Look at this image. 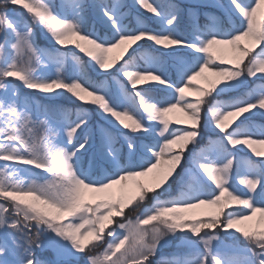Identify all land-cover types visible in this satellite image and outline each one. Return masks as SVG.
I'll list each match as a JSON object with an SVG mask.
<instances>
[{"label": "snow or ice", "instance_id": "1", "mask_svg": "<svg viewBox=\"0 0 264 264\" xmlns=\"http://www.w3.org/2000/svg\"><path fill=\"white\" fill-rule=\"evenodd\" d=\"M187 13L0 0V264H264V0Z\"/></svg>", "mask_w": 264, "mask_h": 264}, {"label": "rangeland", "instance_id": "2", "mask_svg": "<svg viewBox=\"0 0 264 264\" xmlns=\"http://www.w3.org/2000/svg\"><path fill=\"white\" fill-rule=\"evenodd\" d=\"M55 2L57 4L60 3V0H55ZM87 3H91V0H86ZM126 3L131 4L132 0H125ZM171 2L177 4L182 10H183V15L181 17V23L184 25H187L189 22V17H188V13L187 10L190 7L196 6L197 4H199L201 2V0H171ZM201 13L204 12H212V11H216L215 9L209 8V9H200ZM133 14L135 15V10H133ZM217 14H219L217 12ZM142 18L145 19L146 22L150 23V24H154V22L147 16L142 14ZM201 24L205 23L204 20V16L201 15L200 17V21ZM95 23V20L92 19L89 21V27H91V25ZM97 27L99 28L100 26L97 24ZM36 32V41L37 43L44 48H51L52 44L48 41L47 37L42 33V31L39 28L35 29ZM145 47H148L147 45H145ZM85 60L87 58H84ZM92 73H90L91 75ZM17 87L20 88V91L25 94V95H32L35 96L37 99H41V95L32 91H29L25 88H23V86L21 84H19V82H17ZM65 96L59 97L57 98V103L62 102V100H64ZM66 106L68 107H75L78 106V102L76 104H74L72 101H65L64 103ZM71 105V106H70ZM254 121L256 123H264V117L260 116L259 114L253 118ZM100 119L98 114L93 118V123H99ZM211 134V130L208 128H204L202 130V135L205 137V139H207V137ZM242 155H244L245 153H241ZM130 215H134V213H130ZM179 245V238L178 239H174V240H170L167 244H165L160 250L159 253L156 257L157 260H159L161 257H170L172 254L177 253V252H182L184 251L183 248L178 247ZM37 254L45 261L51 262L54 261L56 259L55 254L53 253V251L51 250H44V251H39L37 252ZM73 264H85V258L83 256H79L77 257L75 260H73Z\"/></svg>", "mask_w": 264, "mask_h": 264}, {"label": "trees", "instance_id": "3", "mask_svg": "<svg viewBox=\"0 0 264 264\" xmlns=\"http://www.w3.org/2000/svg\"><path fill=\"white\" fill-rule=\"evenodd\" d=\"M65 101H70L68 98L65 96L64 100H62L61 104L64 103ZM78 105V104H77ZM71 106V105H70Z\"/></svg>", "mask_w": 264, "mask_h": 264}]
</instances>
